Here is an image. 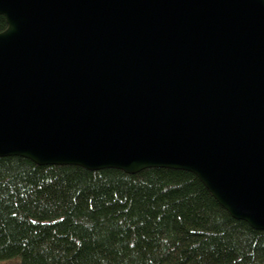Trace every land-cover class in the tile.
<instances>
[{
    "label": "water",
    "instance_id": "water-1",
    "mask_svg": "<svg viewBox=\"0 0 264 264\" xmlns=\"http://www.w3.org/2000/svg\"><path fill=\"white\" fill-rule=\"evenodd\" d=\"M0 158L185 170L264 231V0H0Z\"/></svg>",
    "mask_w": 264,
    "mask_h": 264
},
{
    "label": "trees",
    "instance_id": "trees-1",
    "mask_svg": "<svg viewBox=\"0 0 264 264\" xmlns=\"http://www.w3.org/2000/svg\"><path fill=\"white\" fill-rule=\"evenodd\" d=\"M8 260L264 264V231L233 218L189 171L127 174L1 157L0 262Z\"/></svg>",
    "mask_w": 264,
    "mask_h": 264
},
{
    "label": "rangeland",
    "instance_id": "rangeland-1",
    "mask_svg": "<svg viewBox=\"0 0 264 264\" xmlns=\"http://www.w3.org/2000/svg\"><path fill=\"white\" fill-rule=\"evenodd\" d=\"M0 264H15L13 260L1 261Z\"/></svg>",
    "mask_w": 264,
    "mask_h": 264
}]
</instances>
